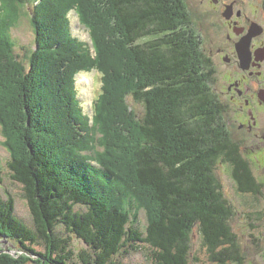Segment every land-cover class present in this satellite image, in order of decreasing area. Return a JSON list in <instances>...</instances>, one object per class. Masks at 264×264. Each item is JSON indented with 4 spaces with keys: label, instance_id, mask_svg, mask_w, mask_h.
Masks as SVG:
<instances>
[{
    "label": "trees",
    "instance_id": "1",
    "mask_svg": "<svg viewBox=\"0 0 264 264\" xmlns=\"http://www.w3.org/2000/svg\"><path fill=\"white\" fill-rule=\"evenodd\" d=\"M1 1L0 125L11 178L23 190L34 228L16 216L12 197L0 199V237L23 252L18 259L0 252V264H34L27 255L47 264H122L143 249L152 264H191L196 229L211 263L245 264L217 164L230 166L239 193L255 197L262 188L229 134L185 0ZM23 6L35 37L27 65L10 36ZM71 11L92 47L72 35ZM92 70L102 87L91 124L77 99L76 76ZM121 94L141 105V117L128 113ZM108 131L130 145L135 189L104 160L93 165L83 155L87 136L106 138ZM131 195L146 212L145 231L137 212L126 209ZM59 225L90 252L76 255Z\"/></svg>",
    "mask_w": 264,
    "mask_h": 264
},
{
    "label": "rangeland",
    "instance_id": "2",
    "mask_svg": "<svg viewBox=\"0 0 264 264\" xmlns=\"http://www.w3.org/2000/svg\"><path fill=\"white\" fill-rule=\"evenodd\" d=\"M192 0H185L187 10L190 15V20L192 23V29L196 39L201 43V50L209 48V43L207 41L210 36L211 29L209 27L208 21L203 19V10L199 8L198 4L194 1V4H191ZM6 3V2H4ZM0 6H2V1L0 0ZM13 6L9 8L8 11L13 13ZM23 14L18 18V22L11 27L10 36L12 37V43L14 44V51L16 56L20 57L22 62L26 64V58L30 52L35 49V37L34 31L30 24V18L28 15V7L23 6ZM69 25L71 33L73 36L77 37L80 41L90 44L92 43L89 37V32L81 26L80 21L77 17V14L71 11L68 15ZM201 25L206 28V31L201 30ZM91 52V57L93 60L96 59V52L93 48ZM102 79L101 75L96 71H83L76 76V95L80 103V107L83 113L90 118L91 124L93 119V104L96 98L101 93ZM212 87V86H211ZM217 87V84L214 85ZM125 92V91H124ZM121 103L126 105L128 108V113H132L136 117L142 116V107L139 103L135 102L129 94H121ZM115 126V131L117 133L120 128L117 125ZM122 133V132H121ZM91 136H87L86 146L89 149L85 150L83 155L92 160L93 165H97L98 161H105L106 165L109 166L116 173L120 174L125 178L127 186L131 189H135L136 184L131 181L132 178V169L131 164V148L130 145L126 146L123 144L121 146L120 139L115 138V133L113 131H108L106 138L97 134L96 132L91 133ZM125 137V136H124ZM95 138V141L94 139ZM233 138V137H232ZM96 139L98 141H96ZM239 138H233L236 142ZM108 140V145L106 144ZM127 140L130 141L131 138L127 136ZM98 142L101 147L96 144ZM102 142V143H101ZM5 137L0 125V199L7 200V198L12 197L15 202V214L16 216L28 227L34 228L33 217L31 215L28 204L24 198L23 190L19 184L14 182L11 178V172L8 168L10 162V154L5 147ZM94 145V150L92 145ZM115 144L117 147L120 146V151L112 148V144ZM240 145V144H239ZM251 143H245L242 146L243 157L247 159L253 170V174L257 180L263 181L264 169L258 168V165L254 164L252 161H256V155L258 152L251 151ZM105 148L110 151V155L114 156L110 160L105 153ZM247 149L250 154H247L245 149ZM95 151V152H94ZM248 156V157H247ZM258 156V155H257ZM96 161V162H95ZM252 162V163H251ZM230 166L219 162L216 166L215 175L222 185L223 195L225 199L231 204L234 215L230 222L234 234L239 240L243 255L245 258V264H264V189L260 190V193L253 197L252 195L239 193L236 187V184L230 174ZM100 181L98 178L93 179L95 185L97 181ZM132 197V195H131ZM133 198V197H132ZM120 198L117 199V201ZM130 202V198L128 199ZM139 201L133 198L132 204L129 206L127 204L126 209H131L132 213L137 212L138 214V226L141 231H145L147 227V215L144 209L139 208ZM58 235L62 238L70 239V248L76 254L79 255L81 252H90L88 247L74 235L68 233L63 225H59L56 228ZM39 248V247H36ZM43 252L42 248L38 249ZM0 252L13 256L15 258H20L23 255L20 245L13 240L7 239L5 237H0ZM34 264H47V262L40 260L37 257L27 255ZM74 262V261H73ZM75 262H79L75 258ZM122 264H152L150 259V252L148 250H142L136 253L131 254L123 261ZM191 264H213L208 260L207 253L205 248L202 246L201 235L198 230H194L192 235V251H191ZM30 264V263H29Z\"/></svg>",
    "mask_w": 264,
    "mask_h": 264
},
{
    "label": "flooded vegetation",
    "instance_id": "3",
    "mask_svg": "<svg viewBox=\"0 0 264 264\" xmlns=\"http://www.w3.org/2000/svg\"><path fill=\"white\" fill-rule=\"evenodd\" d=\"M194 1L213 29L204 53L214 72L211 86L224 109L229 134L239 138L242 156L243 144L251 143V151L258 152L253 165L264 169V0H192L191 4ZM201 30L206 28L201 25ZM257 181L263 190L264 177Z\"/></svg>",
    "mask_w": 264,
    "mask_h": 264
}]
</instances>
